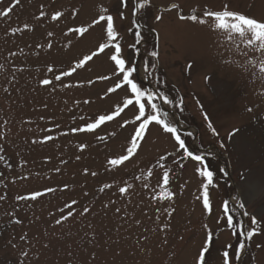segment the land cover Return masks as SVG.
Segmentation results:
<instances>
[{
  "label": "rangeland",
  "instance_id": "374dc122",
  "mask_svg": "<svg viewBox=\"0 0 264 264\" xmlns=\"http://www.w3.org/2000/svg\"><path fill=\"white\" fill-rule=\"evenodd\" d=\"M11 4L0 0V12ZM42 5L46 15L39 18ZM223 10L264 21V0H127L126 8L120 0H20L7 17L0 16V264H195L207 238L204 225L213 230L207 264H223L227 244L232 245L231 264H264V49L204 16ZM56 11L63 15L53 21ZM101 14L114 16V41L107 37L106 21L92 25ZM181 14H195L197 20H182ZM76 27L88 31L82 36L68 32ZM115 43L121 44L120 58L135 68L132 78L142 89L173 100L170 105L154 101L161 118L178 128L177 116L186 146L205 154L214 171L211 214L202 207L205 180L196 172L203 165L191 158L182 160V169L174 163L181 160L178 145L162 125L148 126L137 153L124 165H108L130 145L138 106L93 132H71L131 98L127 86L107 93L122 80L110 59ZM100 44L109 47L70 77L55 80ZM100 76L111 78L97 80ZM43 79L52 83L44 86ZM205 113L218 136L207 127ZM234 128L239 132L229 138ZM45 136L54 139L40 142ZM81 144L87 147L80 150ZM164 171H169V186L163 184ZM104 184L111 187L99 191ZM121 187L127 191L120 193ZM47 188L57 191L17 199ZM166 191L173 196H164ZM227 199L244 204L249 216L241 218L260 233L240 259L235 249L241 237L226 222L217 224ZM72 200L78 203L65 209ZM84 207L91 211L84 214ZM73 210L76 215L56 225ZM252 215L258 224H251Z\"/></svg>",
  "mask_w": 264,
  "mask_h": 264
},
{
  "label": "snow or ice",
  "instance_id": "6c2138e0",
  "mask_svg": "<svg viewBox=\"0 0 264 264\" xmlns=\"http://www.w3.org/2000/svg\"><path fill=\"white\" fill-rule=\"evenodd\" d=\"M20 4V0H12V4L10 7L5 9L4 11L0 12V16L7 17L13 9ZM120 4L123 8L127 7V0H120ZM144 4H139L138 8H144ZM172 8H179V5L172 4ZM227 6H225L226 8ZM102 12H107V9H102ZM77 14L76 10L74 9L72 12V15L75 16ZM46 13L43 11V5L41 6V11L39 13V18L45 17ZM63 13L60 11H56L51 15V19L53 21H57L62 17ZM119 18H124V12L121 11L119 14ZM133 15H136V11L133 12ZM205 17H214L218 21V27L222 29H230L233 33L239 34L241 38H243L248 45H252L253 43H258L259 47L261 49H264V21L257 20L255 18H251L245 14H241L235 11H229V10H223V11H205L204 12ZM180 19H191L192 21L197 20V16L195 14L190 15L188 17H185L184 15H180ZM155 19L157 21H160L162 19L161 15H156ZM231 20L233 22L228 23V20ZM106 21V32L107 37L109 41H114L116 39V31L114 28V16L111 14H101L97 19H94L92 21V25H98L101 22ZM200 23H204V20L201 19ZM28 25L25 24L24 28L28 29ZM15 32L16 30H12ZM88 31V28L85 27H76V28H69L68 32H74L78 35H83ZM129 31H132V29H129ZM247 34L251 35V39L247 38ZM49 37L53 36V33L49 32L47 34ZM135 36L137 38L136 42H140V36L141 33L139 30L135 32ZM231 38V37H229ZM48 47L51 48L52 44L49 42ZM108 44H100L98 49L96 51H93L90 55H84L82 59H79L76 61L71 67L68 68L66 71H61L58 75L55 76L56 81H60L64 77H70L73 73H75L78 69H81L86 66V64L93 59V57L101 54L104 52L106 48H108ZM132 47H135V45H132ZM138 50V49H137ZM153 57H156L158 53L156 51H153L151 53ZM121 57V44L115 43L114 44V54L111 55L110 59L115 62V66L117 69V74L122 75V80L115 84L114 87H111L107 89V93H114L118 89H121L124 86H127L130 89V97L123 101V106L117 105L114 110H112L109 114H102L99 115L94 122H90L85 124L82 127L79 128H72L71 132H93L96 129H98L102 124H104L107 121H113L116 117H118L122 111L127 109L129 106H138V115H135V123L136 127L134 130L133 135L131 136L130 145L127 147L126 152L124 154H121L115 158L108 159L107 163L109 166H122L126 161H129L131 158L134 157V155L137 153V149L140 146V142L144 138V134L146 129L150 124L155 122L158 125H162L163 130L166 133H170L174 135V140L176 144L178 145L177 150V156L181 157L180 162H174L176 163L181 169L183 168L182 160L184 158H191L195 162H198L203 165V168H197L196 172L204 178L205 182L202 185V207L206 211V213L211 214L213 211V205L210 199V185L213 184V178H214V171L210 170L209 165L206 161L205 154H195L193 151L189 150V148L186 146L185 139L182 138L181 134H178V128L177 126L170 120L162 119L160 116L161 109L158 107V105L154 102L157 99L163 100L165 105H170L173 103V100L170 99L164 92L161 91H148L145 89H142L138 83L134 80L133 73L135 72V68L131 66L126 67V61L125 59L120 58ZM154 67V65H153ZM191 67V65H189ZM48 72H52L53 68L49 67L47 69ZM109 76H100L97 77V80H107L110 79ZM40 83L44 86L50 85L52 83L49 79H43L40 81ZM89 84L95 83V81L89 80ZM79 84V82H78ZM72 85H64V87H71ZM104 98V97H101ZM90 101H84V103H89ZM146 104L148 105L149 111L146 112ZM179 107V106H178ZM252 109H248V111H251ZM169 114L164 113V116L167 117ZM204 119L208 122L207 127L211 129L212 134L218 136L219 133L216 131V128L213 126L212 122L209 120L207 114L205 113ZM129 121H124L123 124L120 125L121 128H124L126 125H128ZM239 132L238 128H234L228 135L229 138L236 135ZM67 134V133H65ZM188 137L192 136L191 132L186 133ZM54 139L52 136H45L43 137V140L40 142H47ZM97 139L103 140L104 137H97ZM36 141H34L35 143ZM223 146V145H222ZM80 150H84L87 145L81 144ZM181 152L183 153V156H181ZM168 158H171V154L169 153ZM0 159H3L0 157ZM79 159V157H77ZM160 159H164L162 156ZM160 167H163V165H160ZM57 172L60 171L59 168L56 169ZM84 174H88V169H84ZM93 176H96L97 173L92 172ZM170 183V175L169 171L163 172V184L165 186H169ZM66 190L68 188V185L63 186ZM111 185L104 184L99 191L103 192L105 189L110 188ZM147 187V185H145ZM57 191L55 188H47L44 190V193L42 192H33L29 194V196H19L17 199L19 200H26L31 199L35 200L37 197L45 194V193H52ZM120 193H125L127 189L125 187H121L119 189ZM164 196L171 198L173 196V192L166 191ZM2 199V197H0ZM78 201L72 200L69 203L65 204L64 208L69 209L73 208L74 205H76ZM107 207V205H105ZM240 208H244V204L240 205ZM63 211V210H62ZM91 211L90 208L84 207L83 213L88 214ZM117 212L120 211V209L116 210ZM232 209H230L229 201L225 200L222 204V217L220 220L217 221V224L219 225L221 221L226 222V228L232 231V234L234 236H239L241 239L239 240L236 249H235V257L236 259L242 258V255L247 249L248 242L252 240V238L256 235H259V230L255 227H252L249 229L246 224V221L240 220L237 217L234 216ZM74 215H76V212L73 211H67L66 215H61L59 219L55 221L56 225H62L65 221L72 218ZM241 216L248 217L249 213L247 211H242ZM19 223L20 221L17 219L16 221ZM250 222L252 225H256L259 223L255 215H252L250 217ZM205 229L207 230V238L205 240L204 246L200 250L198 257L195 261V264H207V257L206 254L210 252L212 241H213V230L209 229L207 225H204ZM257 247H261L260 244H257ZM232 249L231 244H227L225 246V249L222 252V258H223V264H231V258H230V251Z\"/></svg>",
  "mask_w": 264,
  "mask_h": 264
},
{
  "label": "trees",
  "instance_id": "16d2710c",
  "mask_svg": "<svg viewBox=\"0 0 264 264\" xmlns=\"http://www.w3.org/2000/svg\"><path fill=\"white\" fill-rule=\"evenodd\" d=\"M227 186L229 188L228 182H227ZM227 201H229V200L227 199ZM240 205H241L240 203L237 204L238 208L243 211V209L240 208ZM229 206H230V209L234 210L233 211L234 216L241 220L239 212L230 204V202H229Z\"/></svg>",
  "mask_w": 264,
  "mask_h": 264
},
{
  "label": "bare ground",
  "instance_id": "6f19581e",
  "mask_svg": "<svg viewBox=\"0 0 264 264\" xmlns=\"http://www.w3.org/2000/svg\"><path fill=\"white\" fill-rule=\"evenodd\" d=\"M175 119L177 120V124H178V126L181 127V125H180V121H179V119L177 118V116H175Z\"/></svg>",
  "mask_w": 264,
  "mask_h": 264
}]
</instances>
